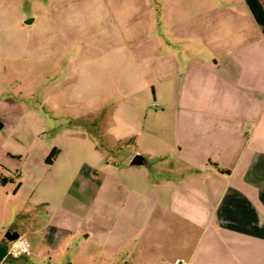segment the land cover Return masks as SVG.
<instances>
[{"label": "crops", "instance_id": "0c3cea01", "mask_svg": "<svg viewBox=\"0 0 264 264\" xmlns=\"http://www.w3.org/2000/svg\"><path fill=\"white\" fill-rule=\"evenodd\" d=\"M176 20L153 99L107 117L106 147L72 148L92 160L59 150L60 174L10 231L29 253L8 257L4 238L0 264H73L81 234L116 264H264L263 28L246 0H192Z\"/></svg>", "mask_w": 264, "mask_h": 264}, {"label": "rangeland", "instance_id": "374dc122", "mask_svg": "<svg viewBox=\"0 0 264 264\" xmlns=\"http://www.w3.org/2000/svg\"><path fill=\"white\" fill-rule=\"evenodd\" d=\"M191 3L0 0V241L24 224L26 217L16 212L60 174L48 167L54 150L72 155L91 136L106 147L107 117L121 105L144 102L147 92L153 99L150 68L159 67L167 49H176V18ZM79 151L92 160L90 149H77V159ZM93 240L81 234V250L70 251L68 259L116 264L104 260Z\"/></svg>", "mask_w": 264, "mask_h": 264}, {"label": "trees", "instance_id": "16d2710c", "mask_svg": "<svg viewBox=\"0 0 264 264\" xmlns=\"http://www.w3.org/2000/svg\"><path fill=\"white\" fill-rule=\"evenodd\" d=\"M246 2L249 5L251 12L253 13L256 21L263 28L264 31V7L262 3L260 2V0H246ZM59 152H60L59 150H54L53 153L49 156V158L47 159V163L49 165L53 164ZM220 172L228 173V171H224L222 169H220Z\"/></svg>", "mask_w": 264, "mask_h": 264}, {"label": "built area", "instance_id": "2783aa9c", "mask_svg": "<svg viewBox=\"0 0 264 264\" xmlns=\"http://www.w3.org/2000/svg\"><path fill=\"white\" fill-rule=\"evenodd\" d=\"M30 247L26 239L21 236L14 242H11L8 257L19 258L24 254L29 253Z\"/></svg>", "mask_w": 264, "mask_h": 264}, {"label": "water", "instance_id": "95a60500", "mask_svg": "<svg viewBox=\"0 0 264 264\" xmlns=\"http://www.w3.org/2000/svg\"><path fill=\"white\" fill-rule=\"evenodd\" d=\"M131 166H134V167H139V166H143L146 164V159L142 156V155H136L133 160L131 161ZM20 237V234L17 233V232H9L7 233L6 235V238L9 242H14L16 241L17 239H19Z\"/></svg>", "mask_w": 264, "mask_h": 264}]
</instances>
